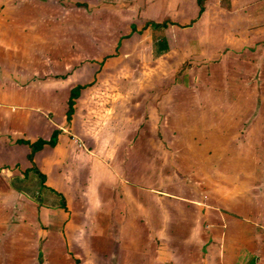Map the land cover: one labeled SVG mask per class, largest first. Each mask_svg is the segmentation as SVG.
Instances as JSON below:
<instances>
[{
    "label": "crops",
    "instance_id": "1",
    "mask_svg": "<svg viewBox=\"0 0 264 264\" xmlns=\"http://www.w3.org/2000/svg\"><path fill=\"white\" fill-rule=\"evenodd\" d=\"M28 1L0 0V264H37L39 240L44 263L56 248L47 240L48 229L59 231L64 255L71 256L66 262L83 249L91 254L87 262L109 264L102 245L105 229H112V264H264V11L247 13L264 0H202L201 11L198 0H94L116 7L102 16L88 13L89 23L73 17L89 29L90 51L79 38L68 48L60 27L42 23L37 30V18L47 17L36 11L51 3ZM62 1L74 10L75 1ZM15 4L25 7L16 10ZM99 20L112 28L115 23L119 47L109 56L95 55L101 51ZM135 21L134 32L118 31ZM148 23L165 27L142 29ZM138 30L140 36H134ZM137 41L138 52L134 45L121 52L122 45ZM155 42L162 52L158 57ZM59 51L77 56L63 63ZM171 55L176 71L187 58L195 59L197 71H177L180 82L168 92L163 88L161 98L148 95L144 86L164 85L162 61ZM130 58L156 64L157 75L135 77L132 71L117 78L111 69ZM194 74L212 88L218 83L206 80L219 81L223 93L237 90L227 109L217 115L202 107L204 96L191 93ZM76 86L82 88L66 122ZM220 117L226 118L221 126ZM54 132L55 144L43 145L32 167L28 149H20L27 147L16 141L48 142ZM135 133L144 146L162 144L158 160L135 154L124 163L113 156L111 150ZM166 148L176 158L171 172L165 171ZM93 163L99 175L90 173ZM34 169L43 176L40 186L65 197V210L34 202ZM175 174L176 191L181 188L176 208L158 210L160 196H148V183L159 187ZM175 213L176 232L167 219Z\"/></svg>",
    "mask_w": 264,
    "mask_h": 264
},
{
    "label": "rangeland",
    "instance_id": "2",
    "mask_svg": "<svg viewBox=\"0 0 264 264\" xmlns=\"http://www.w3.org/2000/svg\"><path fill=\"white\" fill-rule=\"evenodd\" d=\"M24 1L25 2L27 1V4L29 3L28 0H24ZM35 1H38V0H35ZM35 1H33V2H35ZM39 1H41V0H39ZM72 1H75V2H73V4H71V5H73L74 10H70V9L66 10L69 6L63 5L64 2L62 0H50L51 5L48 4L46 6H42L43 8L41 7L40 10L36 11L37 15H39L40 13H43L47 17V19L45 21H40L39 18H37L38 25L36 26L37 27L36 29L39 30V29L44 28L45 26L40 27L41 26L40 24H42V23H44V25H50L51 24L50 26H52V27L54 26L56 29L58 27H60L59 30H61V32L64 33V35L62 36L63 39H60V40H64L66 37V41H67L66 45L68 48L72 49V45H75L77 38H79V39H85V42H84L86 44L85 48L90 51V50H92L91 49L92 47H87V42H86L87 35L89 33V29L88 28L85 29V27H82L81 23H77L76 18H80V17L84 18L85 17V19H86L88 16V13H94V12L97 13L99 16H102L108 10L109 7L114 8L116 6H113L109 2L95 3L94 0H77V1L72 0ZM75 3H78V4L85 3V4L83 7H77V6H75ZM34 4H36V3H34ZM11 7H14L15 9L16 8L19 9L18 7H25V6H23V4H21V6H19L18 4H15ZM118 8H120V7H118ZM200 9H201V5L199 4L198 11H200ZM257 9H259L260 12L263 13L264 4L254 5L253 9L251 11L248 10V12H247L248 15L257 13ZM120 13L121 14H129L128 12H122V11H120ZM49 17H50V19H48ZM73 17H76V18H73ZM69 18H73V20L70 21V20H68ZM140 18L142 20H144L143 16H141V17L139 16V20H140ZM93 20H95V18H92L90 20V24ZM133 20H135V17H133ZM85 21H86V23H89V21L87 19ZM111 22H112L113 28L110 26V22L107 20L104 22H103V20H99L98 24L99 23L100 24L97 26V28H95L97 31H99L101 33L100 40H102L99 43V49H101V51L99 54H95V55L101 54L102 56H106V55L109 56L110 54L113 53L115 48L119 47L118 44H117L118 46H116V43H118V37L116 35L117 31H115V23H114V21H111ZM119 22L122 23L123 21L121 22L119 20ZM138 26H139V23H137L135 21V22H132L130 25L125 23L123 26L117 27V29H118V31H120V29H122L124 27H132L131 29L134 32L135 31L134 28H136ZM150 29H153V28H150ZM104 31H106V32L104 33ZM140 34H141V30H138L133 35L134 36H140ZM54 41L57 42L58 39H55ZM134 41H136L135 38H134ZM155 41H157L156 38H155ZM70 42H73V43H70ZM137 44H138V41L136 44H134L133 42L126 43V47H125V45H122L121 52L122 53L125 52L126 48L129 49L133 45H134L133 49H135V50L137 49V52H138L139 49H138ZM58 48H59V46H58ZM157 50L159 52L156 53V55L154 57H158L159 55H161L160 53H162V52H160L161 50H160L159 44H156V42H155L154 43V51H157ZM85 52H86V50H85ZM101 52H103V53H101ZM71 53H72L71 55H70V53H65V55H66L65 56L59 51L58 52V54L60 56L59 59L62 60L63 63H64V61H67L69 63V61L71 59H73L77 56L76 52H71ZM86 53H88V52H86ZM53 56L56 57L57 55H53ZM218 56H220V55H218ZM128 60L129 61H126V59H124V60L120 59L118 61L117 65L114 67V69H111L113 72H115L117 78L121 77L125 73H127V76H128V75H130V72H132V71H134L135 74L138 75L135 77L147 76V75H150L152 77V76L157 75L156 64H153L152 62L146 63L144 61H143L144 63H135V61L131 62V58ZM132 60H135V58H133ZM178 61L180 63V59ZM162 62H164L165 67L163 69L164 71L162 72V74H160V75H162L160 78L163 79V76H164V80H165V81L163 80L164 85H161L160 83L159 84L155 83V84L150 85V86H148V85L144 86L147 89V91L149 92L148 95L153 94L155 97L157 96L158 98H161L164 95L163 94V88H164V93L168 92L169 88L175 82L176 83L180 82L179 76L176 75L177 71L180 72L183 69H184V71H193L195 68V59H193V58H191V59L187 58L186 60H184V62L182 64L180 63L181 66L177 67L180 69L177 71H176V59L173 58L172 55L164 58V60ZM197 69H198V67H197ZM196 71H193L192 73H195ZM112 75H114V74H111V76ZM132 76H133V74H132ZM191 79L194 80L193 84L191 85V88H192L191 93L200 94L201 97L202 96L208 97L207 100L204 97L201 98V101L204 103V105H202V107H204L206 109H210L212 107L211 113H212V109H213L214 113L217 115L220 114L221 110L228 108V105L230 104V102L234 98V95L237 91L236 89H230V90H227L226 92L223 93V89H220L221 84L219 81H213L212 79H207L206 80L207 82L218 83V86H216V87H218V89H216L215 87L212 88L211 83L205 84L202 81L205 79L204 76L200 77L197 74L192 75ZM251 88L254 89L253 86H251ZM245 89H247V88H245ZM210 90H213V91L208 93V94L204 93V92L210 91ZM215 90H217V91H215ZM201 92H203V94H201ZM238 103H239V101H238ZM225 119L226 118H223V117L218 118L216 120L217 124L219 126H221L225 122ZM118 127H119V125H118ZM87 133H89V132H87ZM137 134L140 136V135H142V132H138ZM147 135L154 136V133H149ZM135 136H136V133L133 137V140L127 139L126 140L127 143H122L121 145H116L115 149L111 150L113 152V156H115L116 158H118V157L122 158L124 163L130 156L135 155V154H136V156H147L148 158L158 160V156L160 153L158 151L157 146L160 147L162 144L159 143L158 145H156V148L152 147L151 145L144 146L143 143L141 142V139L140 140L134 139ZM21 141H23V140H21ZM23 142H26L29 144L33 143V142H27V141H23ZM20 149L21 150H27L28 149L27 155L31 151V149L29 147H27V148L20 147ZM35 153L36 152H34L31 155L30 160H28V158H27V160L32 165V167L35 164L34 160H33V156ZM163 158H164L163 161L166 162V164H165V171L166 172H171L173 168H176V166H174V165H176V158L173 161V150H169L168 148H166V150H164ZM172 162H173V164H172ZM91 168L92 169L89 170L90 173H92L93 175H99L100 174V167L98 166V164H95V163L91 164ZM133 169H135V168H133ZM34 170H35V172H37L36 169H34ZM82 172H86V169L83 168ZM39 182H40V180L38 179V181H37V190L38 191L36 192L38 195L36 197H34L35 198L34 202H36L38 206H42V207H45L48 209H56L57 208V209L63 210L65 207V203H66L65 197L60 192H57L56 190H53L50 188H44V187L40 186ZM181 183H183V182H181ZM184 183H186V182H184ZM159 184H160V186L157 187V183L155 181H153V182L150 181L148 183V187L150 189L151 188L154 189V191H152V189L149 190L148 196H150L152 194H154L155 196H158V195L160 196V201H159V203H157V205L155 207L158 208V210H161L160 208H162V206H164L165 211L168 210V207H170V208L175 207L176 208V193L181 190V188H180L179 191H176V174L174 176L172 175V178L170 180L164 179L163 181L159 182ZM163 196H166V197L164 198ZM132 209L128 208V210H132ZM153 211H155V210L153 209ZM201 211H202V209H201ZM226 214L229 215L227 212H226ZM133 215H135V214L133 213ZM197 215L199 216V218L203 219L205 216V212H200ZM39 216H40V214H39ZM123 216H125L124 212H123ZM128 216L129 215L127 214L125 217H128ZM159 216H160V214H159ZM159 216L157 217L158 219H157L156 223L158 221H160ZM135 218H136V216H135ZM167 219L173 220V222L175 224V232H176V213H175V215H168ZM39 225H41V224L39 223ZM169 231L171 232L172 229H170ZM113 232H114V230H112V229H105V239L107 241L105 243H103V245H102L103 254H105V256L108 257L107 263H109V264H112V260L115 259V256L113 254L114 253L113 251L115 249V247H114L115 244L112 241L114 239ZM57 233H59V231L49 230V229L46 231V237H47L48 242L54 241L56 243V248H55V251L50 256H48L45 260H43L44 263L42 262V259H41V257H42V246L41 245L43 243V240H39L40 245H38V247L36 249V253L38 254L37 264H73V263H76V264H81V263L82 264H92L90 262H87V260H86V258L89 257L91 254H87L86 252L83 251V249L78 251V257H73L72 260L68 259L69 262H66L67 257H71V256H68L67 254L64 255V251L66 249V246H64L60 242V238L58 237ZM25 255L27 257L29 256V254H26V253H25ZM95 257H99L98 254H95ZM121 259L122 258H120L119 260H121ZM70 262H72V263H70Z\"/></svg>",
    "mask_w": 264,
    "mask_h": 264
},
{
    "label": "trees",
    "instance_id": "3",
    "mask_svg": "<svg viewBox=\"0 0 264 264\" xmlns=\"http://www.w3.org/2000/svg\"><path fill=\"white\" fill-rule=\"evenodd\" d=\"M202 0H198V5H201ZM77 7H83L84 4H76ZM201 11V9H200ZM146 27H150L153 29H158V28H164L165 27V23H161V24H153V23H148L146 25L143 26L142 29L146 28ZM82 87L80 86H76L74 88H72V90L70 91V96L67 102V111L65 113V119L66 122L69 121L70 119V115L72 114V106H73V101L74 99L77 97L78 91L81 89ZM55 137H56V133L54 132L51 136V138L48 140V142H44L42 140H36L35 142L29 144L26 142H23L21 140L16 141L17 144H21V145H25L27 147H29L31 149L30 153L26 156L28 158V160H30L31 155L34 152H37L43 145L47 144L48 146H53L55 144ZM36 176L38 177V179L40 180V184L42 185L43 183V176L41 174H39L38 172H35ZM62 208V207H61ZM63 209V208H62ZM65 210V207L64 209Z\"/></svg>",
    "mask_w": 264,
    "mask_h": 264
}]
</instances>
